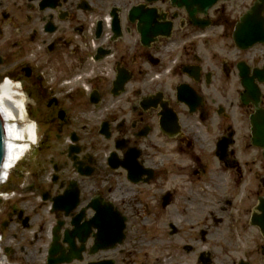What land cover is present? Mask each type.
I'll return each instance as SVG.
<instances>
[{"label":"flooded vegetation","instance_id":"af4514ba","mask_svg":"<svg viewBox=\"0 0 264 264\" xmlns=\"http://www.w3.org/2000/svg\"><path fill=\"white\" fill-rule=\"evenodd\" d=\"M256 2L0 0L43 130L0 200L7 264H264V39L233 40Z\"/></svg>","mask_w":264,"mask_h":264},{"label":"bare ground","instance_id":"6f19581e","mask_svg":"<svg viewBox=\"0 0 264 264\" xmlns=\"http://www.w3.org/2000/svg\"><path fill=\"white\" fill-rule=\"evenodd\" d=\"M25 100L16 85L2 83L0 85V121L4 129V161L2 177L16 160L24 155L27 142H34L33 123L25 117Z\"/></svg>","mask_w":264,"mask_h":264},{"label":"water","instance_id":"95a60500","mask_svg":"<svg viewBox=\"0 0 264 264\" xmlns=\"http://www.w3.org/2000/svg\"><path fill=\"white\" fill-rule=\"evenodd\" d=\"M171 1L179 6L185 5L188 9L194 12V10H204L208 7H211L212 5L215 4L217 0H171ZM257 1L258 2H256L253 6L250 7L248 13H246L240 19V22L237 25L236 31L233 34L237 45L248 47L249 45L257 41L264 39V27L262 22V16L261 13L259 12L264 0H257ZM260 17L261 19L259 20ZM0 63H1V59H0ZM2 131H1V121H0V163L4 155L3 135L5 131L4 129H2ZM60 204H61V197L55 198L53 203L54 207H61ZM55 251L57 250L54 247V245L51 246L50 248L51 255H53ZM64 259H60L59 262H64ZM49 262L53 263V261L50 258H49Z\"/></svg>","mask_w":264,"mask_h":264},{"label":"rangeland","instance_id":"374dc122","mask_svg":"<svg viewBox=\"0 0 264 264\" xmlns=\"http://www.w3.org/2000/svg\"><path fill=\"white\" fill-rule=\"evenodd\" d=\"M7 66L6 65H1V67H0V83H2V81H4V80H10V78L11 79H13L14 77H12L11 76V73L9 72V71H7ZM5 76H7V77H9V78H7V77H5ZM38 134L40 135L41 133H43V130H42V127H41V125L38 123ZM32 150H30L29 151V153H32L31 152ZM19 187L17 186V189H18ZM1 209V208H0ZM0 220H1V218H0ZM2 253H0V259L2 258ZM35 264H42V261H36L35 262Z\"/></svg>","mask_w":264,"mask_h":264}]
</instances>
